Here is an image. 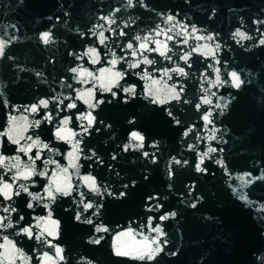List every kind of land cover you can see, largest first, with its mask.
Instances as JSON below:
<instances>
[{
  "label": "water",
  "instance_id": "water-1",
  "mask_svg": "<svg viewBox=\"0 0 264 264\" xmlns=\"http://www.w3.org/2000/svg\"><path fill=\"white\" fill-rule=\"evenodd\" d=\"M0 40V264H262L264 0H0Z\"/></svg>",
  "mask_w": 264,
  "mask_h": 264
},
{
  "label": "snow or ice",
  "instance_id": "snow-or-ice-1",
  "mask_svg": "<svg viewBox=\"0 0 264 264\" xmlns=\"http://www.w3.org/2000/svg\"><path fill=\"white\" fill-rule=\"evenodd\" d=\"M128 2L131 5L133 3V0H128ZM101 19H105L108 23H114V21L110 20L109 18L102 17ZM173 19H174L173 16H168L167 17V20L169 22H171ZM193 31H195V29H193ZM121 34H123V33H121ZM156 34L157 35H160L161 33L157 32ZM234 35L235 36H239L242 39L245 38V34L243 32H240L239 30H237L234 33ZM100 36H101V42H103V33H100ZM39 39L43 42V44L47 45V44L50 43V41L52 39V34L50 32L45 31V32H43L40 35ZM137 39H140V38L137 37ZM167 39H172V37L171 36H167ZM207 39L212 40L213 37L212 36H209V37H207ZM8 43H10V42H5L3 40H0V57H3L5 55V49L8 46ZM260 43L261 44H264V40H261ZM127 47L129 49H131V48H133V44L132 43H129L127 45ZM139 47L141 49L145 50V51L148 50L146 43H141ZM165 47H166V45H165ZM151 50L152 51H156V49H154V48L151 49ZM133 54L135 55V53H133ZM164 54L165 53L161 52V55H164ZM88 55L95 56L96 55L95 49H89ZM185 59L187 60V57H185ZM112 63H113V65H115L116 64V60H113ZM144 63H149L150 64L151 61L148 60L147 58H145ZM138 66H139L138 64L137 65H133V67H138ZM71 71L73 73H77L78 70L76 68H72ZM176 71H179L181 74H183V69H176ZM87 74L88 75H91V73H87ZM79 75L81 77H83L85 75V72L81 71V72H79ZM117 75H119V74H117ZM231 80H232L233 85L236 88H239L241 86L242 81H241L239 75L236 72H232L231 73ZM153 83L154 84L155 83H158V81H153ZM217 83H219V79L218 78H217ZM125 91L134 92L135 89L134 88H130V89H126ZM181 91H182V89H181ZM173 98L179 100L180 99V94L179 93H175V95H174ZM153 102H157V101H153ZM159 102L160 103H163V101H159ZM201 103L202 104H210L211 101L205 98V99H203L201 101ZM39 104L41 106L45 107V108L48 107V101L47 100H41L39 102ZM67 107L68 108H74L75 105L74 104H69V105H67ZM196 107L199 109L201 107V104H197ZM30 111L31 112H37L38 111V107L36 105H33L30 108ZM210 115H211V113H208L206 115H203V120L205 122H207L208 124H211L212 123V121L209 119ZM84 119H87L89 126H91L93 124V122H94V118L91 115H89L87 117H84ZM67 123H68V120L65 119L64 120V124H67ZM177 123H178V121H177ZM62 131L63 130H58L56 132V135H57V137H59L61 139H65L66 137H64L62 135ZM84 131L87 132L88 129L85 128ZM185 135H187V133H185ZM130 140L132 142H137V143H135L134 146L137 147V148H139V147H142L143 146L144 136L141 135L137 131H132L130 133ZM131 146H132L131 144L125 145L124 150L127 151L128 148L131 147ZM21 151H24V149H21ZM212 151H215V149H209V152H212ZM144 155L147 156L148 153H144ZM204 155H207V153H205ZM175 162L176 163H180V161H175ZM0 163H3V160L2 159H0ZM201 163H203V157H201ZM197 170L198 171H203V169L200 168V165L199 164L197 165ZM32 175H33V171H31V170H25V171L20 172V176L22 178H25V179L31 177ZM44 175H46V174H44ZM84 179L88 183V186H89V188L92 191H98L97 184H96V180L93 177H85ZM22 190L24 192H27L28 191L27 188H23ZM46 191H47L48 198L49 199H53V200L55 199L56 194H62V195H69L70 194V192L68 191V189H66L64 187H61L59 184L55 185L54 188L50 186L48 189H46ZM20 194H21L20 192H15L14 189H13V187H12V185L9 184V183L3 184L2 188H0V196H2L5 199H8V200H11L13 195L19 196ZM121 195H123V193H121ZM27 206L29 208H32L33 207V205L31 203H28ZM92 207H93V205L91 203H88V204L85 205V208H87V209H91ZM193 207H195V205H193ZM4 210L5 211H8V208H5ZM12 210L14 211L15 209H12ZM171 215L172 216H175V213L173 212V213H171ZM167 218H168L167 216H161L160 217V220L163 221V220H165ZM20 219H23V217H20ZM76 219L79 220L80 217L77 216ZM87 222L88 223H91L92 221L91 220H88ZM53 223H55V222H53ZM2 224H3V220H0V225H2ZM24 231L29 236L32 235V232H31V229L30 228H26V229H24ZM97 231L98 232L99 231H107V229L97 228ZM152 231L155 232V233H158L159 236H164L165 235V233L161 230V227L159 225H157L154 228H152ZM48 235H52V233L49 232ZM122 235L132 236V233L131 232H128V233H123ZM117 239L119 240V237H117ZM94 243H100V239L95 240ZM164 244H167V241L166 240L164 241ZM153 245H156V247L153 248ZM142 247L144 249H146V251L139 252V258H141V259L153 260L155 258V255L156 254H158V253H160V252L163 251V247L160 246L159 240H156V239H153V240L149 241L147 238H145V240H144V242L142 244ZM60 251L61 250L59 248L56 249L57 254H59ZM115 254L118 255V256H121V255H124V256L129 255L128 252L121 251V249H120L119 246L116 247Z\"/></svg>",
  "mask_w": 264,
  "mask_h": 264
},
{
  "label": "trees",
  "instance_id": "trees-1",
  "mask_svg": "<svg viewBox=\"0 0 264 264\" xmlns=\"http://www.w3.org/2000/svg\"><path fill=\"white\" fill-rule=\"evenodd\" d=\"M263 258H264V255L262 256V263H263Z\"/></svg>",
  "mask_w": 264,
  "mask_h": 264
},
{
  "label": "rangeland",
  "instance_id": "rangeland-1",
  "mask_svg": "<svg viewBox=\"0 0 264 264\" xmlns=\"http://www.w3.org/2000/svg\"><path fill=\"white\" fill-rule=\"evenodd\" d=\"M262 264H264V258H263V263Z\"/></svg>",
  "mask_w": 264,
  "mask_h": 264
}]
</instances>
